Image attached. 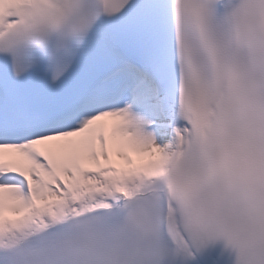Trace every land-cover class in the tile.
<instances>
[{"label": "snow or ice", "instance_id": "obj_1", "mask_svg": "<svg viewBox=\"0 0 264 264\" xmlns=\"http://www.w3.org/2000/svg\"><path fill=\"white\" fill-rule=\"evenodd\" d=\"M264 264V0H0V264Z\"/></svg>", "mask_w": 264, "mask_h": 264}]
</instances>
